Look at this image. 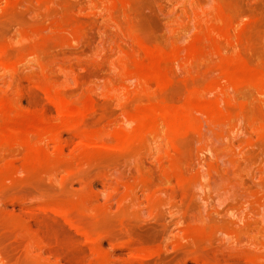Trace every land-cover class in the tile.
<instances>
[{
	"label": "rangeland",
	"instance_id": "obj_1",
	"mask_svg": "<svg viewBox=\"0 0 264 264\" xmlns=\"http://www.w3.org/2000/svg\"><path fill=\"white\" fill-rule=\"evenodd\" d=\"M263 77L264 0H0V264H264Z\"/></svg>",
	"mask_w": 264,
	"mask_h": 264
},
{
	"label": "bare ground",
	"instance_id": "obj_2",
	"mask_svg": "<svg viewBox=\"0 0 264 264\" xmlns=\"http://www.w3.org/2000/svg\"><path fill=\"white\" fill-rule=\"evenodd\" d=\"M107 4H108V3H107ZM115 7H116V6H115ZM202 27H203V26H202ZM57 29H58V28H57ZM213 40H214V39H213ZM212 42H214V41H212ZM212 42H211V43H212ZM214 46H215V45H214ZM194 47H195V46H194ZM195 49H196V47H195ZM201 49H202V48L199 47V50H198V48H197V50H196L197 52H195V53H198V56H199V57L202 55V54H201V52H202ZM139 51H140V50H139ZM143 51H144V50H143ZM198 51H201V52H200L201 55H199V52H198ZM38 52H39V51H38ZM148 53H149V52H148ZM144 54H145V53H144ZM195 55H196V54H195ZM190 56H191V55H190ZM143 57H144V56H143ZM192 57H193V56H192ZM195 57H196V56H195ZM178 59H179V58H178ZM178 59H177V60H178ZM181 59H182V58H181ZM165 60H166V59H165ZM167 60H168V59H167ZM183 60H184V59H183ZM190 60H191V59H190ZM192 60H193V59H192ZM161 61H162V59H161L159 62H161ZM185 61H186V60H185ZM188 61H189V60H188ZM154 62H155V61H154ZM136 63H137V62H136ZM161 63H162V62H161ZM164 63H165V62H164ZM147 64H149V66L152 65V63H151V64H150V63H147ZM147 64H146V65H147ZM158 64H159V63H158ZM180 64L183 65V63H180ZM186 64H187V63H186ZM191 64H192V63H191ZM247 65H248V64H247ZM247 65H246V66H247ZM139 66H140V65H139ZM158 66H159V65H158ZM167 66H168V65H167ZM159 67L161 68V66H159ZM159 67H158V68H159ZM163 67H165V66H163ZM189 67H190V66H189ZM242 67H243V66H242ZM160 68H159V69H160ZM184 68H185V67H184ZM159 69H157V71H158ZM162 70H163V69H162ZM166 70H167V69H166ZM128 71H129V70H128ZM137 71H138V70H136V72H137ZM189 71H190V70H189ZM130 72H131V71H130ZM136 72H135V73H136ZM141 72H142V71H141ZM159 72H160V71H159ZM161 72H162V71H161ZM146 73L148 74L149 72H145V74H146ZM157 73H158V72H157ZM133 74H134V72H133ZM137 74H139V73H137ZM142 74H143V76H144V73H142ZM149 74H150V73H149ZM160 74H161V73H160ZM130 75H131V74H130ZM157 75H158V74H157ZM163 76H164V73H163ZM163 76H162V77H163ZM167 76H168V75H167ZM139 77H142V76L139 75ZM134 78H135V77H134ZM142 78H143V77H142ZM160 78H161V76H160ZM263 78H264V77H263ZM182 80H183V79H182ZM166 82H167V81H166ZM219 82H220V81H219ZM169 83H170V82H169ZM140 84H141V83H140ZM170 84H171V83H170ZM166 85H167V84H166ZM156 86H157V85H156ZM143 87H144V85H143ZM166 88H167V86H166ZM147 92H148V91H147ZM149 92H150V91H149ZM135 95H136V94H135ZM152 95H153V94H152ZM155 96H157V95H155ZM155 96H154V97H155ZM56 97H57V96H56ZM147 97H148V96H147ZM151 97H152V96H151ZM144 98H145V97H144ZM58 100H59V99H58ZM61 100H62V99H61ZM144 101H145V100H144ZM147 101H148V100H147ZM164 104H165V103H164ZM164 104H163V105H164ZM219 105H220V104H219ZM61 107H62V106H61ZM148 107H149V106H148ZM153 107H154V106H153ZM153 107H152V108H153ZM67 108H68V107H67ZM68 109H69V108H68ZM153 109H154V108H153ZM156 109H157V108H156ZM159 109H161V108H159ZM165 109H166V108H165ZM165 109H164V110H165ZM69 110H70V112H71V108H70ZM157 110H158V109H157ZM167 110H168V109H167ZM167 110H166V111H167ZM148 111H149V110H148ZM154 111H155V110H154ZM161 111H162V110H161ZM144 112H145V111H143V114H144ZM170 112H171V110H170ZM63 113H64V111H63ZM63 113H62V114H63ZM67 113H68V111H67ZM137 113L140 114L139 111H138ZM158 113H159V112H158ZM168 113H169V111H168ZM172 113H173V112H172ZM172 113H171V114H172ZM143 114H142V115H143ZM147 115H150V114H147ZM159 115H160V113H159ZM163 115H164V114H163ZM163 115H162V116H163ZM150 116H151V115H150ZM150 116H149V117H150ZM145 117H146V116H145ZM175 117H176V116H175ZM232 118H233V117H232ZM137 120H138V119H137ZM146 120H147V119H146ZM149 120L151 121V117H150V119H148V121H149ZM174 120H175V118H174ZM159 121H160V120H159ZM163 121H164V120H163ZM170 121H171V120H170ZM172 121H173V120H172ZM167 122H168V121H167ZM150 123H151V122H150ZM152 123H153V122H152ZM147 124H148V122H146V125H147ZM156 124H158V123H156ZM166 124H167V123H166ZM144 125H145V124H144ZM169 126H170V125H169ZM45 128H46V127H45ZM80 128H81V126H80ZM50 131H51V130H50ZM29 132H30V131H29ZM32 132H33V131H32ZM53 134H54V133H53ZM17 135H18V134H17ZM34 135H35V134H34ZM34 135H33V136H34ZM87 135H88V134H87ZM147 135H148V134H147ZM38 136H39L38 139H41V138H40V135H38ZM24 137H25V136H24ZM51 137H52V134H51ZM81 137H82V136H81ZM85 137H86V136H85ZM92 137H93V136H92ZM95 137H96V136H95ZM20 138H21V137H20ZM33 138H34V137H33ZM43 138H44V137H43ZM52 138H53V137H52ZM52 138H51V139H52ZM82 138H83V137H82ZM38 139H37V140H38ZM162 139H163V137H162ZM83 140H84V139H83ZM6 141H8V140H6ZM97 141H98V139H97ZM37 142L39 143V141H37ZM88 142H89V141H88ZM91 142H92V141H91ZM29 143H30V142H29ZM41 143H42V142H41ZM22 144H24V143H22ZM87 144H88V143H87ZM7 145H8V144H7ZM38 145H39V144H38ZM83 145H84V144H83ZM90 145H91V143H90ZM26 147H27V146H26ZM26 147H25V148H26ZM34 147H36V146H34ZM94 147H95V146H94ZM19 148H20V147H19ZM55 148H56V147H55ZM1 149H2V148H1ZM15 149H16V148H15ZM36 149H37V148H36ZM8 151H9V150H8ZM57 152H58V151H57ZM17 167H18V166H17Z\"/></svg>",
	"mask_w": 264,
	"mask_h": 264
}]
</instances>
